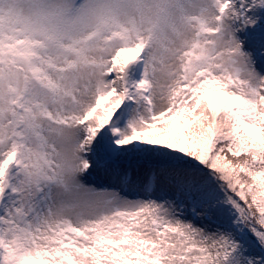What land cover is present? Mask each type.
<instances>
[{"label": "snow or ice", "instance_id": "snow-or-ice-1", "mask_svg": "<svg viewBox=\"0 0 264 264\" xmlns=\"http://www.w3.org/2000/svg\"><path fill=\"white\" fill-rule=\"evenodd\" d=\"M0 264H264V0H0Z\"/></svg>", "mask_w": 264, "mask_h": 264}, {"label": "rangeland", "instance_id": "rangeland-1", "mask_svg": "<svg viewBox=\"0 0 264 264\" xmlns=\"http://www.w3.org/2000/svg\"><path fill=\"white\" fill-rule=\"evenodd\" d=\"M128 55H132L131 53H128ZM206 98H212V99H215V100H219L221 99L222 97L219 95V94H212V93H209L208 94V97Z\"/></svg>", "mask_w": 264, "mask_h": 264}]
</instances>
